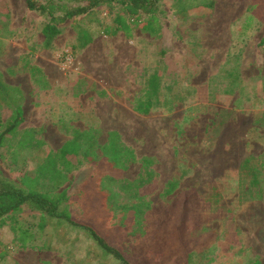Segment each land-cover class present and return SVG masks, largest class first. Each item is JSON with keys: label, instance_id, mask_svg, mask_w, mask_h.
Returning <instances> with one entry per match:
<instances>
[{"label": "rangeland", "instance_id": "rangeland-1", "mask_svg": "<svg viewBox=\"0 0 264 264\" xmlns=\"http://www.w3.org/2000/svg\"><path fill=\"white\" fill-rule=\"evenodd\" d=\"M162 9L159 32L136 26L132 41L103 33L116 10L101 6L64 24L48 48L44 21L26 0H0V133L14 109H25L17 134L0 149V179L51 191L46 179L35 180L38 167L82 132L95 137L89 153L101 163L70 172L57 192L74 199L90 179L108 182L102 149L116 132L135 155L117 182L134 191L148 187L140 200L129 199L117 182L112 189L122 204L152 210L141 225L121 209L104 223L90 210L94 199L82 196L66 204L70 213L85 221L92 214L139 258L151 252L165 255L164 264H184L191 251L193 264H264V0H165ZM80 31L93 38L84 48ZM148 103L151 114H138L137 106ZM67 107L85 110L82 120L63 115ZM24 133L36 144L17 148ZM184 202L199 225L182 242L175 230ZM15 219L33 230L44 223L43 235L22 247L7 220L0 226V264H121L62 220L30 210Z\"/></svg>", "mask_w": 264, "mask_h": 264}, {"label": "trees", "instance_id": "trees-1", "mask_svg": "<svg viewBox=\"0 0 264 264\" xmlns=\"http://www.w3.org/2000/svg\"><path fill=\"white\" fill-rule=\"evenodd\" d=\"M165 0H26V6L29 11L37 13L44 21L43 34L45 36V46L52 48L56 38L62 33V26L72 19L87 16L101 6H106L111 10H116L115 18L112 23L104 29L106 36L114 37L118 33L123 32L127 38L132 36L133 29L137 26L143 30L154 32L155 26H159V15H161L163 3ZM256 5H252L249 14L256 11ZM80 31L78 34V44L84 48L93 41L92 37H88ZM88 38V39H86ZM84 41L88 42L86 45ZM264 45V38L261 41ZM160 78L157 73L151 76L150 84L153 90L159 88ZM152 90V91H153ZM138 112L148 113L152 110L150 103L147 105L137 106ZM24 111L22 107L13 110L11 117L6 122L5 129L0 133V149L4 144L7 135L17 134L19 126L24 122ZM22 136L16 145L17 148L24 149L36 143H31V135ZM30 137V138H29ZM96 146L95 137L75 131L74 135L68 140L58 152H49L43 163L37 169L38 178L46 179L52 190L38 191L31 185L24 190L15 185L0 179V226L6 225V221H11V229L15 234V241L22 247L35 246L37 241L42 238L44 223L40 224L37 230H33L30 226L17 221L15 217L26 210L38 212L42 218L59 219L66 224L85 231L96 244L108 255L113 256L121 262V264H164L165 255L146 252L143 258L130 255L125 252L120 243L116 241L111 232L100 228L95 221V216L91 214L89 220L78 219L70 213L66 207L67 203L78 200L84 196L94 199L91 201L90 210H94L104 223L108 219L114 218L110 213H117L118 210L126 213H133L132 217L137 219L136 224L141 225L142 219L146 212L152 210L151 206L146 204H133L131 206L122 204L118 199V193L112 189L111 183L119 181L122 173L135 160L134 152L121 145L119 135L116 132L109 134L108 142L103 147L102 159L108 164V182H94L90 179L81 189L80 195L71 199L67 196L66 190H60L68 179V175L72 170L78 169L84 162L89 163L95 169L100 165L98 160L90 154ZM88 160V161H87ZM245 164V163H244ZM118 183V182H117ZM122 183V182H120ZM121 190L129 192V199H142L143 191L148 186H140L133 189L131 183L122 185ZM117 185V186H118ZM91 199V200H92ZM189 201V200H188ZM74 202V201H73ZM144 206V209L141 207ZM193 205V204H192ZM198 205V204H197ZM194 208L188 202L181 205V219L177 227L176 236L182 242L190 231L199 225L198 218L189 210ZM147 208V209H146ZM105 210V211H104ZM147 210V211H146ZM146 211V212H145ZM125 213V214H126ZM101 222V221H100ZM12 235L11 232H9ZM179 241V242H181ZM194 254L187 252L184 264H193ZM164 259V260H163ZM181 263V262H180ZM183 263V262H182ZM181 263V264H182ZM179 264V263H178Z\"/></svg>", "mask_w": 264, "mask_h": 264}, {"label": "crops", "instance_id": "crops-1", "mask_svg": "<svg viewBox=\"0 0 264 264\" xmlns=\"http://www.w3.org/2000/svg\"><path fill=\"white\" fill-rule=\"evenodd\" d=\"M143 30V29H142ZM144 32H146V33H149V34H151V35H153L154 33L155 34H157L158 32H159V27H158V25H156L155 26V30H154V32H150V31H146V30H143ZM160 34V33H159ZM119 35H123V36H125L126 37V35L123 33V32H120V33H118L116 36H119ZM134 39H135V29H133V32H132V36L129 38V40H132V41H134ZM38 66V68H40V69H42L43 71H44V73H45V75L46 76H48V79L50 80V82H51V75L49 74V72L47 71L46 72V69H45V67L44 66H42L41 64H38L37 65ZM52 77H54V76H52ZM54 88L56 89V90H58V91H63V92H65L66 90H65V88H66V86H64V85H59V84H57V83H55L54 82ZM22 109H23V111H24V118H25V109H24V107H22ZM138 112V111H137ZM85 113V110H80L79 108H78V110L77 109H70L69 107H67V108H63V115H65V116H73V118H72V122H75V121H79V120H82V116H83V114ZM138 114H142V115H149V114H151L150 112H148V113H141V112H138ZM70 140V139H69ZM67 142V141H66ZM65 142V143H66ZM64 143V144H65ZM63 144V145H64ZM62 145V146H63ZM61 149V148H60ZM9 238V237H8ZM3 240H5L4 242H7L6 241V239H3Z\"/></svg>", "mask_w": 264, "mask_h": 264}]
</instances>
